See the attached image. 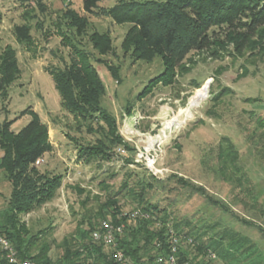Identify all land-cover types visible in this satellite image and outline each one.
Segmentation results:
<instances>
[{"label":"rangeland","instance_id":"1","mask_svg":"<svg viewBox=\"0 0 264 264\" xmlns=\"http://www.w3.org/2000/svg\"><path fill=\"white\" fill-rule=\"evenodd\" d=\"M45 1L46 12L41 13L34 0H0V53L14 48L21 69L20 78L2 92L4 97L0 92V127L14 120L11 130L18 132L32 118L22 112H38L49 126L53 149L36 165L42 172L64 176L55 199L20 215L31 234L46 230L41 239H48L50 256L56 259L55 245L75 229L79 218L96 212L109 193L121 191L122 209L137 210L121 186L124 181L132 183L135 174L151 172L164 181L178 175L194 185L178 191L167 181L164 186L156 183L149 192V199L166 208L171 218L189 220L191 226L181 229L212 225L213 233L228 227L249 236L264 258L260 231L235 217L264 227V41L241 53L230 43L218 59L206 51H193L175 69L171 83L156 84L153 80L164 71V59L156 53L144 56L139 52L143 57L139 56L132 45L125 44L130 24L85 13L83 0ZM117 1L99 4L111 7ZM69 7L89 19L81 36L64 17ZM26 20L31 26L30 42L20 41L15 33V26ZM95 31L110 36L112 52L101 54L95 47L91 39ZM80 51L89 55L105 83L103 106L115 117L118 133L129 145L110 146L112 161L86 163L77 158L80 143H95L103 135L88 132L86 122L61 107L60 93L48 72L70 63ZM203 87L206 95L193 103ZM100 125L106 124L101 121ZM147 153L158 157L156 168L162 173L146 166L142 156ZM2 154L0 147V223L7 215L11 192ZM238 179L249 180L251 185L238 184ZM244 189H250L249 193H243ZM210 197L220 204H212ZM173 222L168 228L177 233ZM179 240L192 244L185 238ZM209 264L225 263L211 257Z\"/></svg>","mask_w":264,"mask_h":264},{"label":"trees","instance_id":"2","mask_svg":"<svg viewBox=\"0 0 264 264\" xmlns=\"http://www.w3.org/2000/svg\"><path fill=\"white\" fill-rule=\"evenodd\" d=\"M100 1L83 0L84 12L111 17L117 24H130L125 44L132 45L137 54L156 53L162 56L165 69L153 80L156 84L171 83L175 69L193 51H206L210 57L218 59L230 43L235 44L236 50L241 53L253 43L264 41V0H118L111 7L101 6ZM34 2L41 13L46 12L45 0ZM64 17L78 36L89 27V19L70 7ZM15 33L22 42L32 40L27 20L15 26ZM91 39L101 54L113 51L110 36L95 31ZM88 56L80 51L70 63L48 69V72L60 93L61 107L75 119L86 122L88 132L100 131L103 135L95 143H80L77 158L86 163L112 161L114 153L110 151V146L129 145L119 135L115 117L103 106L107 88ZM110 71L115 77L116 73L112 69ZM20 76L16 50L7 47L0 53V92H4ZM2 94L4 97L6 93ZM27 113L32 118L18 132L11 130L14 120H6L0 127L1 164L11 184L8 212L4 222L0 223V236L10 240L21 258L34 259L40 264H120L113 257L111 246L92 239V233L100 229L102 220L110 219L117 225L125 224L118 246L124 251L129 264H156L157 256L170 250L172 239L168 225L174 220L172 225L179 237L193 238L190 246L180 242V263L209 264L214 254L225 264H264L256 243L238 231L223 227L211 233L212 225H196L187 231L181 229L182 225L191 226L189 220L182 222L171 218L166 208L149 199V192L156 183L165 185L167 181L173 182L178 191L194 185L178 175H171L164 181L151 172L148 175L135 174L133 184L129 180L121 186L136 203L135 209L140 210L136 219L128 221L119 218L124 211L119 201L121 191L109 193L96 212L79 218L75 229L55 245L59 253L56 259L52 258V245L48 239H41L46 230L31 234L20 215L31 213L55 199L64 176L42 172L36 165L37 160L53 149V144L49 126L39 113L28 109L22 115ZM101 121L106 125H100ZM227 150L233 152V149ZM237 182L251 185L249 180L238 179ZM249 191L244 189L243 193L248 194ZM209 199L212 204H220L218 200ZM252 208L258 210L256 204ZM235 217L247 226L256 227L264 239L262 225L239 215ZM0 264H8L1 248Z\"/></svg>","mask_w":264,"mask_h":264},{"label":"built area","instance_id":"3","mask_svg":"<svg viewBox=\"0 0 264 264\" xmlns=\"http://www.w3.org/2000/svg\"><path fill=\"white\" fill-rule=\"evenodd\" d=\"M119 150L122 153L125 152V149L123 148ZM142 158H144L145 164L148 168L156 171L157 174L162 173V171L156 168L158 157L155 154L147 153L146 155L142 156ZM39 163H40V159L37 160L36 164ZM139 214H140L139 209L132 211H122L119 215V218L121 219L125 218L128 221H131L136 219ZM124 229H125L124 223L117 225L110 219L102 220L100 229L95 230L92 233V239L94 241H100L108 246H111L114 250L113 257L120 264H129L124 251L118 246V240L121 237L122 233L124 232ZM170 234H171L172 244L170 246L169 252H167L166 254L158 255L155 260V263L156 264H190L189 261H185L183 263L179 262V257H178L179 244H180L179 236L172 229L170 230ZM188 241L192 243L193 238H189ZM0 248L4 253V257L7 260L8 264H40L38 261L34 259L21 258L15 246L10 242L8 238L4 236H0ZM212 257H215V255L213 254ZM87 264H89V262Z\"/></svg>","mask_w":264,"mask_h":264},{"label":"bare ground","instance_id":"4","mask_svg":"<svg viewBox=\"0 0 264 264\" xmlns=\"http://www.w3.org/2000/svg\"><path fill=\"white\" fill-rule=\"evenodd\" d=\"M206 89L205 87L199 89L197 92H196V95L193 97L192 99V102L193 103H197L199 102L205 95H206Z\"/></svg>","mask_w":264,"mask_h":264}]
</instances>
